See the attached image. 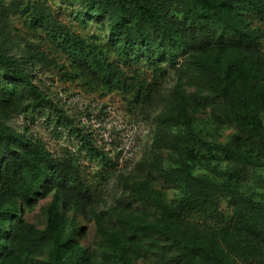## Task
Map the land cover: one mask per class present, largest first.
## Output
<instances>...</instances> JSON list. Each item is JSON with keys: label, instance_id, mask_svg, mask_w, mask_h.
<instances>
[{"label": "rangeland", "instance_id": "rangeland-1", "mask_svg": "<svg viewBox=\"0 0 264 264\" xmlns=\"http://www.w3.org/2000/svg\"><path fill=\"white\" fill-rule=\"evenodd\" d=\"M154 1L174 7L178 0ZM33 15L43 17L42 26L32 24ZM107 25V19L87 15L77 0H0L1 47L22 62L68 124H55L52 114L46 118L26 112V94L0 108V123L39 138L55 158L75 160L93 195L79 202L60 201L59 208L62 237L86 251V260L78 264H119L114 259L103 262L100 229L117 234L134 264H264V210L249 207L250 200L264 207V142L232 118L218 94V80L200 62L223 63L236 50L214 47L178 55L148 99L140 101L81 75L59 44L58 35L67 33L101 46ZM260 42L259 51L243 53L264 63V34ZM176 90L184 98L181 104ZM234 93L240 97L242 86ZM162 113L189 117L194 133L207 145L188 136L181 123L158 122ZM258 119L264 127V111ZM162 134L171 145L161 143ZM87 139L92 153L84 147ZM155 161L174 170L175 180L155 172ZM46 182L44 177L34 191L13 200L21 224L46 227L54 197L53 190H45ZM197 192L210 198L208 209L181 212L180 205ZM8 202L1 200L6 215ZM133 224L160 231L138 235L129 228ZM50 249L51 242L26 240L18 254L0 252V264H50Z\"/></svg>", "mask_w": 264, "mask_h": 264}, {"label": "trees", "instance_id": "trees-1", "mask_svg": "<svg viewBox=\"0 0 264 264\" xmlns=\"http://www.w3.org/2000/svg\"><path fill=\"white\" fill-rule=\"evenodd\" d=\"M77 1L87 15L107 19L108 25L107 39L101 46L78 35H58L59 44L70 58L74 70L90 81L132 93L136 100L148 99L156 80L167 73L168 67L175 66L178 55L214 47L234 48L235 54L223 63L217 60L200 62L218 80V94L232 118L264 142V127L258 119V114L264 111V63L256 56L250 59L243 53L261 48L264 0H178L174 7L154 0ZM31 19L33 25H43L41 15H33ZM238 84L243 89L240 97L234 93ZM22 94L28 97L24 106L26 112H37L46 118L52 114L55 124L67 126L68 118L43 96L22 62L0 45V108ZM174 96L177 103L184 102L180 91H174ZM157 120L162 124L181 123L186 127L188 136L199 145H207L194 133L189 117L162 113ZM160 141L172 144L164 134ZM84 147L92 153L93 146L88 139ZM221 149L226 154L230 153L226 147ZM237 155L245 162L250 161L249 157L240 153ZM152 168L164 178L175 180L174 170L165 169L161 161H155ZM44 177L47 178L44 188L53 190L54 197L47 209L46 227L37 230L35 226L21 224L17 220L13 200L34 191ZM124 185L130 187L125 181ZM92 195L71 156L55 158L39 138L24 131L13 132L0 123V207L1 200L10 201L7 215L0 210V252L18 254L26 247V240H36L51 242L48 253L50 264L84 262L86 251L61 235L63 216L59 202L65 203L70 199L84 201ZM210 203L208 196L192 193L179 210L184 214L204 212ZM249 204L252 210H264L258 202L250 200ZM6 216L9 217L5 227ZM129 228L138 235L160 231L150 224H133ZM100 233L104 237L101 250L103 262L114 259L119 264H134L116 233H107L103 229ZM176 243L179 245L180 241ZM205 254L208 253L205 251Z\"/></svg>", "mask_w": 264, "mask_h": 264}]
</instances>
